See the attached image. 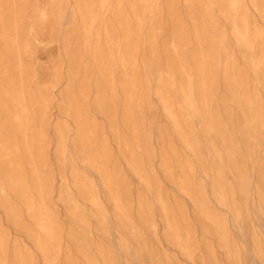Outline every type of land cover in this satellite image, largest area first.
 <instances>
[{"label": "rangeland", "instance_id": "374dc122", "mask_svg": "<svg viewBox=\"0 0 264 264\" xmlns=\"http://www.w3.org/2000/svg\"><path fill=\"white\" fill-rule=\"evenodd\" d=\"M0 264H264V0H0Z\"/></svg>", "mask_w": 264, "mask_h": 264}]
</instances>
